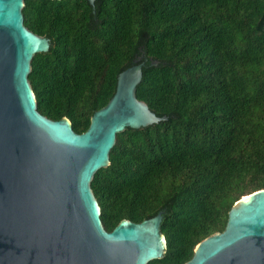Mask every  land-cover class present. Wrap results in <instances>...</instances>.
<instances>
[{"label":"trees","instance_id":"1","mask_svg":"<svg viewBox=\"0 0 264 264\" xmlns=\"http://www.w3.org/2000/svg\"><path fill=\"white\" fill-rule=\"evenodd\" d=\"M22 14L50 41L31 60L37 110L78 134L143 56L136 96L167 119L118 133L91 189L107 231L163 211L148 264H184L264 189V0H24Z\"/></svg>","mask_w":264,"mask_h":264},{"label":"water","instance_id":"2","mask_svg":"<svg viewBox=\"0 0 264 264\" xmlns=\"http://www.w3.org/2000/svg\"><path fill=\"white\" fill-rule=\"evenodd\" d=\"M23 7L24 0H0V264L162 258L163 211L140 223L123 219L107 231L91 189L94 174L109 166L118 133L167 119L136 96L143 56L117 75L113 96L78 134L68 118L51 120L37 110L31 60L50 41L25 27ZM184 264H264V189L235 202L224 230L200 241Z\"/></svg>","mask_w":264,"mask_h":264}]
</instances>
